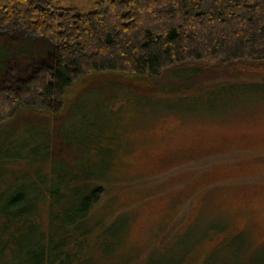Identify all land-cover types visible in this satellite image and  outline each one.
Masks as SVG:
<instances>
[{
    "label": "trees",
    "instance_id": "16d2710c",
    "mask_svg": "<svg viewBox=\"0 0 264 264\" xmlns=\"http://www.w3.org/2000/svg\"><path fill=\"white\" fill-rule=\"evenodd\" d=\"M11 25L48 44L53 59L50 68L0 89V264H195L196 251L210 236L229 231L207 217V203L191 222L168 236L166 230L149 247L127 241L132 211L92 212L108 187L127 182L115 173L133 147L126 136L137 129L119 119L125 106L134 108L130 120L137 123L153 107L193 113L195 106L221 116L264 97V0H95L85 12L49 0H0V29ZM27 45L0 42V79L9 59L34 56ZM198 63L262 81L175 104L131 96L124 80L91 84L68 98L77 81L90 75L156 84L168 73L180 83L199 75ZM227 241L197 264H224L217 249ZM246 242L242 233L230 237L243 261L250 252Z\"/></svg>",
    "mask_w": 264,
    "mask_h": 264
},
{
    "label": "rangeland",
    "instance_id": "374dc122",
    "mask_svg": "<svg viewBox=\"0 0 264 264\" xmlns=\"http://www.w3.org/2000/svg\"><path fill=\"white\" fill-rule=\"evenodd\" d=\"M49 1L85 12L95 0ZM31 38L15 25L0 29V42L16 44V47L28 44L27 48L34 54L32 58L8 60L0 79V89L10 85L13 78H29L38 69L51 67L53 53L48 50L49 45ZM41 53L42 56L39 55ZM196 66L201 67L199 75L180 83L174 82L168 73L157 78L156 84L144 78H120L110 73L90 75L77 81L68 98L91 84L124 80L121 84L134 90L131 96L175 104L230 85L262 81L232 69L200 63ZM22 67L25 68V76L21 73ZM172 84L175 86L170 90ZM235 101L238 104L243 99ZM194 103L186 104L189 107ZM224 105L221 106L224 108ZM225 106L230 107L229 103ZM196 109L193 106V113H183L172 105L153 107L145 109L144 117L137 123L130 120L134 114L132 106L127 105L120 111L121 122L126 121L129 130L132 126L137 128L126 136L133 145L131 152L116 163L115 173L127 182L108 187L92 216L100 215L101 209L110 215L132 211L127 241L134 247H149L156 245L158 239L162 240L166 230L165 236H168V231L171 235L191 222L202 203H207V217L212 221H223L229 231L210 236L196 251L195 264L225 240H228V245H223L222 250L217 249L219 256H226L225 260L222 258L224 264H259L264 258V97L246 107L235 105L231 112L221 116L200 113ZM57 154L70 160V155L61 149ZM130 175L136 177L131 182L128 180ZM204 180L210 183L205 189L199 188ZM174 204H177V209L172 212L170 206ZM157 231L161 232L159 236ZM237 233L244 235L250 250L244 261L239 259L241 248L236 249L229 244L230 237ZM238 246L241 247L240 244ZM246 246L242 245V248Z\"/></svg>",
    "mask_w": 264,
    "mask_h": 264
}]
</instances>
